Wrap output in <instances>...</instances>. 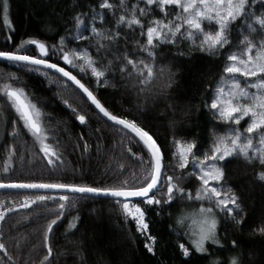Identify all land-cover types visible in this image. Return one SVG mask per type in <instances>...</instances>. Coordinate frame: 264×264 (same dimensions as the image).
<instances>
[{
  "label": "trees",
  "instance_id": "1",
  "mask_svg": "<svg viewBox=\"0 0 264 264\" xmlns=\"http://www.w3.org/2000/svg\"><path fill=\"white\" fill-rule=\"evenodd\" d=\"M112 2L116 5L115 14L104 9L103 22L97 19L95 26L115 28L121 35L118 41L97 53L99 38L90 34L88 23L77 29L74 17L80 12L91 22L93 9L101 11L100 0H8V25L4 23L0 8V51L39 56L36 46L24 42L31 39L43 42L48 48L47 58L75 74L110 112L128 116L149 130L161 146L164 176L172 175L182 187L194 193L198 181L195 176L181 175L183 170L173 158L176 151L173 138L195 140L196 154L202 156L214 135L228 130L229 125L218 121L204 103L223 75L228 52L239 45L242 34H248L247 26L234 23L230 29L234 47L225 46L227 50L220 49L218 55L193 49L191 42L184 38L175 45L161 44L155 63L157 71L165 67V76L153 81L149 90L140 92V85L129 78L127 72L121 73L120 65L126 55L132 58L146 55L136 43L144 42L146 36L141 35L140 26L117 25L125 9L120 8L119 0ZM136 2L125 0L127 9ZM262 10L264 0H258L256 13ZM153 15L162 14L152 7L141 17L145 28ZM204 26L206 29L214 27L208 22ZM78 31L84 39L74 38ZM61 37L65 38L63 45ZM253 38L258 42L261 37L254 34ZM61 47L87 49L96 58L98 67L107 68L106 76L98 82L90 70L81 71L78 65L66 64L60 59ZM181 50L184 55L179 54ZM168 72L173 74L172 83L162 91L161 85L167 81ZM5 85L23 89L26 102L39 109L45 142L55 149L59 159L52 156L53 163L48 162V157L40 151L39 141L25 127L6 93L0 92V182L103 187L117 185L125 178L132 183L133 174L135 179H141L142 170L147 166L144 161L148 159L142 142L137 143L138 139H132V134L126 135L125 129L102 118L68 80L42 67L0 60V88ZM77 115H84L85 122L78 121ZM245 125L241 121L242 132ZM140 156H144V160ZM225 168V183L240 197L243 211L239 216L243 220L237 225L220 216L218 236L221 243L207 242V253H195L191 258L180 255V242L190 246L184 234L187 225L179 231L170 225L176 226L178 216L185 210L197 209L199 204L179 197L162 210L143 204L141 199L134 200L145 208L150 232L158 239L155 255H152L145 249V238L136 231L135 221L125 218L117 199L6 190L0 191V209H8L0 219V243L6 246L0 249V264H44L42 258L47 249L43 246V236L48 222L55 216L60 219L49 233L52 254L47 264H231L233 256L240 264H264V235L256 231L264 225V181L257 176L262 169L258 161L248 162L239 156L228 158ZM161 183L165 184L166 191L165 181ZM61 195L70 197L64 202L63 214L57 207ZM36 196L52 199L34 200L27 207L22 206L25 197Z\"/></svg>",
  "mask_w": 264,
  "mask_h": 264
},
{
  "label": "snow or ice",
  "instance_id": "2",
  "mask_svg": "<svg viewBox=\"0 0 264 264\" xmlns=\"http://www.w3.org/2000/svg\"><path fill=\"white\" fill-rule=\"evenodd\" d=\"M257 3L258 0H137L132 4L131 9H127L125 0H119L120 8L125 10L119 15L116 21L117 25L129 28L140 26L141 35L146 36L144 42H136L142 53L146 55L143 58H132L126 55L120 65L121 73L127 72L128 77L134 78L140 85V92L149 90L153 81L165 76V67H161L157 71L155 63L158 59L157 48L161 44L175 45L181 38H184L191 42L193 49L218 55L220 49L227 50L225 46L234 47L230 32L233 24L241 23L247 26L248 34H242L239 45L235 46V50L228 52L223 75L217 81L216 88L212 91L210 98H206L204 103V107L218 121H224L229 125L228 130L216 133L210 147L202 156L196 154L197 143L195 140L173 138L176 149L173 152V158L177 167L183 170L181 175L195 176L198 181L194 193L191 189L186 190L185 187H182L172 175L164 176L161 146L149 130H146L136 120L129 119L128 116H119L110 112L76 75H73L65 67L50 62L44 55L48 52L47 46L35 39L24 43L34 44L42 54L40 57L16 51H0V57L13 61H25L31 65H43L55 69L73 81L104 117L116 125L123 126L127 130L126 135L134 134L131 138H138L137 143L142 142L147 150L148 159L144 161L147 166L142 170L141 179H135V174H133L132 183L125 178L119 184L112 186L12 181L7 185L0 182V187L67 189L82 194H104L117 198L123 215L126 219L130 217L135 221L136 231L144 236V247L152 255H155L158 239L150 232L145 208L132 198H140L143 204L162 210L163 207L169 206V202H175V199L179 197L187 202L199 204L197 209L178 216L176 226L170 225L176 231H179V228L185 224L187 225L184 228V234L188 237L190 246L180 242L178 244L180 255L191 258L195 253H207L209 251L206 247L207 242L215 245L220 244L219 217L223 216L225 220L233 221L237 225L241 224L243 220V217L239 216V213L243 211L240 197L231 186L225 183V165L228 158L239 156L248 162L258 161L262 170L257 173V176L260 181H264V10L257 14ZM152 7L158 8L162 15H153L145 28L141 17L150 12ZM0 8L3 11L4 23L8 25V0H0ZM99 8L100 12L93 9L91 22H88L85 14L80 12L76 13L74 17L77 29L82 24L88 23L90 34L99 38L97 53L106 50L114 41H118L121 35L115 28L102 29L95 26L97 19L103 22L104 9L111 10L115 14L116 5L112 0H100ZM205 22L214 25V27L206 29ZM241 32L243 33V28ZM254 34L261 37L258 42L254 41ZM74 38L76 40L84 39L79 31ZM64 39V37L60 38L61 45L64 44ZM60 52L62 53L60 59L66 64H72L74 67L78 65L81 71L90 70L98 82L106 76L107 68L98 67L96 58L87 49L65 50L64 47H61ZM179 54L184 55L182 50ZM172 79L173 74L168 72L167 81L161 85L162 91H166L171 86ZM105 83H107L106 79ZM0 92L6 93L25 127L39 141L40 151L44 153L45 157H48V162L53 163L52 156L59 159L55 149L45 142L46 134L43 133L39 122L41 113L36 105L25 101L24 90L5 85L0 88ZM245 118H248V122L242 132L239 125ZM76 119L81 123L85 122L84 115H77ZM128 150L131 152V148ZM133 155L139 154L133 153ZM140 159L144 160V156H140ZM189 168H191V172H189ZM162 180L166 183V191H164L165 184L161 183ZM157 192L160 195H157ZM45 199H52V197H25L26 202L22 206L27 207L34 200ZM59 199L61 203L57 207L63 214L64 202L69 201L70 197L61 195ZM6 211L8 209L0 211V219H3ZM59 219L60 216H55L46 226L43 236V246L47 249V254L42 258L44 264H47L48 257L52 254L49 233ZM256 231L264 235V225L257 228ZM232 244L235 245L236 241L233 240ZM5 248L6 246L0 243V249ZM231 264H240V261L236 256H233Z\"/></svg>",
  "mask_w": 264,
  "mask_h": 264
},
{
  "label": "water",
  "instance_id": "3",
  "mask_svg": "<svg viewBox=\"0 0 264 264\" xmlns=\"http://www.w3.org/2000/svg\"><path fill=\"white\" fill-rule=\"evenodd\" d=\"M33 45H34V44H33ZM34 46H35V45H34ZM37 51H38V55H39L38 57H40L42 54L39 52L38 49H37ZM44 55H45L46 58H47V53L44 54ZM0 60L13 61V60H8V59H6V58H2V57H0ZM14 62L24 63V64H29L28 62H25V61H14ZM50 62H51V61H50ZM53 63H54V62H53ZM29 65H31V64H29ZM34 66H38V67H42V68L48 69V70H50V71H52V72L58 74L59 76L65 78L66 80H68L70 83H72L75 87H77V88L80 90V92L84 95L85 99L89 102L90 105H92V106L95 108V110L99 113V115H100L102 118H104L105 120H107V121H109V122L115 124L114 122L108 120L107 117H104L103 114L100 113L99 110L96 109L95 105L92 104V102L88 99L87 95L83 92V90L80 89L79 86L76 85L73 81H71V80L68 79L67 77H64L62 73H59V72H57L55 69H51V68H48V67L43 66V65H34ZM60 66H62V65H60ZM62 67H64V66H62ZM66 69H67V68H66ZM67 70H68V69H67ZM68 71H70V70H68ZM73 75H75V74H73ZM77 78H78V77H77ZM78 79H79V78H78ZM81 82H82V81H81ZM82 83H83V82H82ZM85 86H86V85H85ZM86 87H87V86H86ZM93 94H94V93H93ZM23 98H24V97H23ZM97 99H98V98H97ZM25 101H26V100H25ZM115 125H116V124H115ZM117 126L123 128V126H121V125H117ZM123 129H124V128H123ZM125 130H126V129H125ZM126 131H127V130H126ZM132 135H134V134H132ZM137 139H138V138H137ZM162 168H163V162H162ZM3 183H4L5 185L9 184V182H3ZM25 183H28V182H25ZM6 190H13V191H15V190H17V191H35V192H43V191H45V192L76 193V194H80V195H89V196H94V197H103V198L117 199V198H114V197H111V196H108V195H104V194H100V195L92 194V193H83V194H82V193L72 192V191L67 190V189L21 188V187H8V186L0 187V191H6ZM132 199H133V200H140V198H132Z\"/></svg>",
  "mask_w": 264,
  "mask_h": 264
},
{
  "label": "rangeland",
  "instance_id": "4",
  "mask_svg": "<svg viewBox=\"0 0 264 264\" xmlns=\"http://www.w3.org/2000/svg\"><path fill=\"white\" fill-rule=\"evenodd\" d=\"M241 79H243V78H241ZM253 91H254V89H253ZM242 121H243V123H245V124L247 125L248 118H245V119L242 120ZM246 125H245V126H246ZM190 169H191V168H190ZM25 202H26V201H24V204H25ZM193 210H194V209H193ZM193 210H185L183 213H185V212H191V211H193ZM0 211H3V210L0 209ZM4 213H5V212H4Z\"/></svg>",
  "mask_w": 264,
  "mask_h": 264
}]
</instances>
